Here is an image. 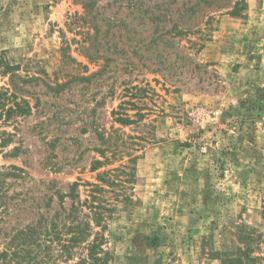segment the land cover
Instances as JSON below:
<instances>
[{
	"label": "rangeland",
	"instance_id": "1",
	"mask_svg": "<svg viewBox=\"0 0 264 264\" xmlns=\"http://www.w3.org/2000/svg\"><path fill=\"white\" fill-rule=\"evenodd\" d=\"M206 1L98 0L93 28L76 0H0V58L40 78L18 81L31 113L0 121V166L26 174L5 177L3 226L62 195L82 220L97 206L106 228L87 240L103 234L107 264H220L240 224L260 231L264 264V0Z\"/></svg>",
	"mask_w": 264,
	"mask_h": 264
},
{
	"label": "trees",
	"instance_id": "2",
	"mask_svg": "<svg viewBox=\"0 0 264 264\" xmlns=\"http://www.w3.org/2000/svg\"><path fill=\"white\" fill-rule=\"evenodd\" d=\"M79 2L83 9L81 16L83 22H89L93 24V28L96 27L98 12L97 2L98 0H76ZM205 4L208 1L203 0ZM133 5L140 6L138 2H131ZM159 11V10H158ZM165 11V10H164ZM144 15L140 16V20L144 21L148 19L153 21L155 25H160L161 22H170L169 14L166 12H151L148 15V10H143ZM105 20V19H104ZM156 26V27H157ZM172 28L177 30V24H173ZM157 28H155L156 30ZM155 32L149 37V43L155 45L158 40L163 37V34H169L170 30H165L163 33H159L156 36ZM181 33L180 30L176 32ZM174 33V35H177ZM135 49V48H134ZM87 56V54H86ZM158 57V56H157ZM149 59V58H146ZM162 61H158V65ZM171 64V63H170ZM0 65L2 66V75L8 77V88L0 89V121H9L12 117L26 116L31 113V106L29 100L19 96V93L26 91L18 81L24 84L33 80H40L37 76H20L19 64H10L0 58ZM48 89L60 92L64 84L55 82L52 85L45 84ZM132 95V94H131ZM124 105L133 107L135 104L132 102H124ZM117 114V113H116ZM143 114L139 111L135 112L133 116L128 114L118 113L116 120L123 123H133L139 120ZM8 143V140L0 139V147L3 148ZM25 172L16 166L3 167L0 166V236H3L4 240L2 249L0 250V264H54L58 259H69L74 252V248L86 250L84 257H79L75 264H107V260L104 256V236L99 232H95L91 240H87L90 236L92 226L105 230L106 226L103 223V218L97 210V206L90 210L89 214H86L85 220L79 218V203H71L68 210L63 207V196L59 195L58 204L59 209L53 215L49 216L48 212H37L36 215L30 220L24 221L23 217L20 222L22 225L16 226L6 225L3 226L11 215L10 198H7L6 188L3 189L5 177L12 176L16 179H23ZM94 186V185H93ZM76 184L70 188V195L73 197ZM94 190L99 187L94 186ZM28 198H30L28 196ZM52 198H48L43 206L49 208L51 206ZM25 209V208H24ZM45 211V210H44ZM92 211V212H91ZM261 221H264V206L260 212ZM87 216L90 219L86 221ZM70 220L69 222H67ZM263 225V223H262ZM9 226V227H8ZM235 238V247L231 251L219 253L221 259L220 264H259L262 260L261 257L254 254V249L258 245V240L261 237V233L255 227L248 224H240L237 227ZM56 241L53 245L52 243ZM58 247V248H56ZM80 250V252H81ZM53 251H55L53 253ZM53 255V258H51ZM102 256V257H101ZM51 259L50 263L49 260Z\"/></svg>",
	"mask_w": 264,
	"mask_h": 264
}]
</instances>
